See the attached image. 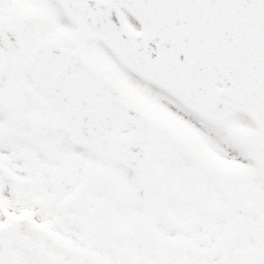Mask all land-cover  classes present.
<instances>
[{"label": "snow or ice", "instance_id": "6c2138e0", "mask_svg": "<svg viewBox=\"0 0 264 264\" xmlns=\"http://www.w3.org/2000/svg\"><path fill=\"white\" fill-rule=\"evenodd\" d=\"M0 264H264V0H0Z\"/></svg>", "mask_w": 264, "mask_h": 264}]
</instances>
